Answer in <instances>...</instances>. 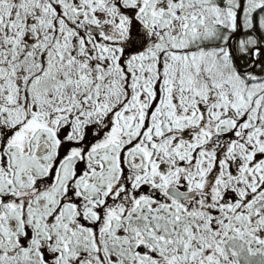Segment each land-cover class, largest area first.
<instances>
[{"label": "snow or ice", "instance_id": "obj_1", "mask_svg": "<svg viewBox=\"0 0 264 264\" xmlns=\"http://www.w3.org/2000/svg\"><path fill=\"white\" fill-rule=\"evenodd\" d=\"M0 264H264V0H0Z\"/></svg>", "mask_w": 264, "mask_h": 264}]
</instances>
